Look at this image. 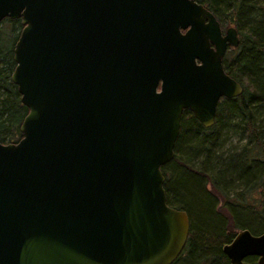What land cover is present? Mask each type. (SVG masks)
<instances>
[{
	"label": "water",
	"instance_id": "1",
	"mask_svg": "<svg viewBox=\"0 0 264 264\" xmlns=\"http://www.w3.org/2000/svg\"><path fill=\"white\" fill-rule=\"evenodd\" d=\"M7 19L28 112L21 140L0 143V264H173L190 224L162 168L184 111L210 128L242 94L222 66L235 28L194 0H0ZM222 253L264 264V233Z\"/></svg>",
	"mask_w": 264,
	"mask_h": 264
},
{
	"label": "trees",
	"instance_id": "2",
	"mask_svg": "<svg viewBox=\"0 0 264 264\" xmlns=\"http://www.w3.org/2000/svg\"><path fill=\"white\" fill-rule=\"evenodd\" d=\"M197 1L221 24L236 27L240 44L223 67L243 93L219 103L208 129L190 112L182 115L174 159L162 168L167 205L185 211L190 224L186 246L173 264H229L222 247L236 232L264 233V0ZM6 21L11 33L15 25L18 33L8 48L0 33V143L5 145L20 140L27 115L11 82L22 26L20 20ZM233 136L238 145H231ZM245 264L258 262L248 258Z\"/></svg>",
	"mask_w": 264,
	"mask_h": 264
},
{
	"label": "rangeland",
	"instance_id": "3",
	"mask_svg": "<svg viewBox=\"0 0 264 264\" xmlns=\"http://www.w3.org/2000/svg\"><path fill=\"white\" fill-rule=\"evenodd\" d=\"M9 21H4L2 22V24H0V33L2 32L3 33V39H2V44L4 47L8 48L10 47L14 40H13V35H17L18 33V27L15 25L12 29V33H11V28L9 26H11ZM227 27H229V24L228 22L227 23H224L222 25V28L225 30ZM228 56L230 55L229 52L227 53ZM16 137L13 138V140H15ZM239 142L237 141V136H233V138L231 139V145L234 146V145H238ZM237 233V232H236Z\"/></svg>",
	"mask_w": 264,
	"mask_h": 264
},
{
	"label": "flooded vegetation",
	"instance_id": "4",
	"mask_svg": "<svg viewBox=\"0 0 264 264\" xmlns=\"http://www.w3.org/2000/svg\"><path fill=\"white\" fill-rule=\"evenodd\" d=\"M196 3H198V4H201V3H199L197 0H194ZM205 9H207L208 11H209V9L202 3L201 4ZM209 12H211V11H209ZM212 13V12H211ZM213 14V13H212ZM214 15V14H213ZM214 17H215V15H214ZM216 18V17H215ZM216 20H217V18H216ZM218 21V20H217ZM218 23L220 24V27H221V30H222V33H223V35H225V32H226V30L229 28V27H233V28H235V30H236V32H237V37H238V39H239V44H240V37H239V34H238V31H237V29H236V27H234L233 25H230L229 24V27H227L225 30L222 28V25L223 24H221L219 21H218ZM238 47H239V45H238ZM238 47H236V48H228L227 50H226V53H225V55H224V57H223V59H222V66H223V60L225 59V57H226V55H227V53L229 52H231V51H235L236 49H238ZM223 69H224V67H223ZM225 71V70H224ZM226 73V72H225ZM227 74V73H226ZM228 75V74H227ZM229 76V75H228ZM232 78V77H231ZM233 79V78H232ZM236 81V80H235ZM237 82V81H236ZM238 83V82H237ZM239 84V83H238ZM240 85V84H239ZM241 86V85H240ZM241 88H242V86H241ZM242 93H243V89H242ZM239 97V96H238ZM237 98V97H236ZM232 99H234V98H232ZM222 100H225V98H221L220 100H219V102H218V105H219V103L222 101ZM226 100H228V99H226ZM218 105H217V108H218ZM28 112V111H27ZM185 112V111H184ZM189 112V111H188ZM216 113H217V111H216ZM193 116V115H192ZM195 119V118H194ZM215 121V120H214ZM198 122V121H197ZM199 123V122H198ZM200 124V123H199ZM201 125V124H200ZM202 126V125H201ZM213 126V125H212ZM211 126V127H212ZM203 127V126H202ZM203 128H205V127H203ZM206 129H208V128H206ZM21 138H22V136H21ZM21 138H20V140H21ZM19 140V141H20ZM17 143V142H16ZM10 144H15V143H10ZM252 258H255V257H252ZM257 259V258H256ZM246 261V260H245ZM245 261H244V264H245ZM257 261H258V259H257Z\"/></svg>",
	"mask_w": 264,
	"mask_h": 264
}]
</instances>
